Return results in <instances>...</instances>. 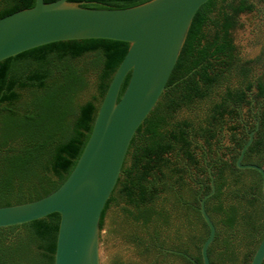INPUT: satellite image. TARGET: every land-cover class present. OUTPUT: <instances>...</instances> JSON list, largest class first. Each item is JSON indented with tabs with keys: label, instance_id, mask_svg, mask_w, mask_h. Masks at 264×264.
<instances>
[{
	"label": "trees",
	"instance_id": "1",
	"mask_svg": "<svg viewBox=\"0 0 264 264\" xmlns=\"http://www.w3.org/2000/svg\"><path fill=\"white\" fill-rule=\"evenodd\" d=\"M69 1L85 8L123 9L151 0ZM34 4L0 0V18ZM253 9L250 0H208L198 8L164 91L130 141L98 226L101 230L107 208L117 206L121 219L113 232L146 264H202L200 248L209 230L199 201L210 192L208 169L214 193L204 206L216 230L209 264H250L260 243L262 176L236 167L247 141L238 128L252 66L239 56L232 39L238 14ZM128 47L107 39L59 41L0 61V206L40 199L66 179ZM129 77L130 72L118 100ZM90 89L93 93L80 102ZM257 89L259 125L241 164L264 167L260 78ZM228 149L230 157L224 152ZM59 220L58 213H51L1 227L0 264H54ZM111 264L137 263L115 256Z\"/></svg>",
	"mask_w": 264,
	"mask_h": 264
},
{
	"label": "water",
	"instance_id": "2",
	"mask_svg": "<svg viewBox=\"0 0 264 264\" xmlns=\"http://www.w3.org/2000/svg\"><path fill=\"white\" fill-rule=\"evenodd\" d=\"M208 0H151L123 9L81 7L69 0H35L33 7L0 18V61L45 44L85 39L126 42L129 47L98 105L86 144L66 179L48 195L22 204L0 206V228L22 225L51 213L60 216L54 264H101L99 220L119 175L129 144L156 105L176 64L183 40L198 8ZM130 72L118 100L120 87ZM252 133L236 159L239 169L264 167L241 164ZM200 215L209 233L200 248L202 264H209L208 248L215 227L204 201ZM264 262V233L250 264Z\"/></svg>",
	"mask_w": 264,
	"mask_h": 264
},
{
	"label": "rangeland",
	"instance_id": "3",
	"mask_svg": "<svg viewBox=\"0 0 264 264\" xmlns=\"http://www.w3.org/2000/svg\"><path fill=\"white\" fill-rule=\"evenodd\" d=\"M232 39L239 56L244 59H254L259 53H264V0L259 1L258 10L241 15L239 23L232 31ZM257 71H259L257 69ZM93 89L85 92L80 102L89 98ZM245 112V109H242ZM224 147L229 146L228 136L222 140ZM121 219L120 210L115 205H110L104 215L102 228L99 231V250L101 264H110L115 256L122 260L133 261L137 264H146L134 251L133 247L125 243L113 229Z\"/></svg>",
	"mask_w": 264,
	"mask_h": 264
},
{
	"label": "flooded vegetation",
	"instance_id": "4",
	"mask_svg": "<svg viewBox=\"0 0 264 264\" xmlns=\"http://www.w3.org/2000/svg\"><path fill=\"white\" fill-rule=\"evenodd\" d=\"M250 1L254 5V9L251 12H241V13H239L237 18H236V24L237 25L239 23V17L241 15L250 14V13H253V12L258 10V5H259V1L260 0H250ZM233 45L235 46L234 42H233ZM242 60L251 62V66H252L251 67V72L248 75L249 76L248 79H250L249 83H250L251 86H250V88L248 90H246L245 88L243 89L244 93H245V101H246V103H243L242 107L245 109V112H243L245 115H244V117H242L240 119L238 132H243L244 135L246 136L247 140L249 138V133H252V141H253L254 134H255L256 129H257L258 125H259V121L254 115V112H255V109H256L255 108L256 101H257L254 98V96L256 95L257 90H258L257 87H258L259 78L262 80L263 85H264V53H259V55L256 56V58H254V59H244V58H242ZM257 69L259 71H257ZM262 99L264 101V97ZM224 152L226 153L227 157L232 156V153L229 152V149L228 150H224ZM112 260H113V258L111 259L110 264H111ZM121 261H123L124 263L133 262V261L122 260V259H121Z\"/></svg>",
	"mask_w": 264,
	"mask_h": 264
}]
</instances>
